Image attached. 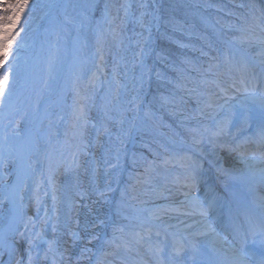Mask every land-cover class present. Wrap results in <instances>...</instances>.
I'll return each instance as SVG.
<instances>
[{"label":"snow or ice","instance_id":"obj_1","mask_svg":"<svg viewBox=\"0 0 264 264\" xmlns=\"http://www.w3.org/2000/svg\"><path fill=\"white\" fill-rule=\"evenodd\" d=\"M182 7L0 0V264H264V0Z\"/></svg>","mask_w":264,"mask_h":264},{"label":"rangeland","instance_id":"obj_2","mask_svg":"<svg viewBox=\"0 0 264 264\" xmlns=\"http://www.w3.org/2000/svg\"><path fill=\"white\" fill-rule=\"evenodd\" d=\"M207 2H209V0H158V3L161 4L162 9L166 11L167 13H171L173 15H175L178 19H185V11L186 9L184 7H182V5H186V4H200V5H204ZM210 2L214 3V4H219V5H223L225 12L227 11H235L237 14L241 11H243L242 9H238L235 8L236 4H239L241 2H243V0H210ZM200 11L210 17V18H217V17H223L224 19H234V17H226L224 12H217V10L215 8H209V9H204L201 8ZM211 33L209 32V35ZM193 43L196 44L198 47L200 45V41L197 40H193ZM188 55H190L191 57L198 58L199 57V52L197 51H188ZM203 59V58H201ZM165 121L166 123L172 125L173 128H176L177 126V120L176 118L173 117H169V116H165ZM162 131L167 132L169 131L168 129H163ZM147 154V152H146ZM230 161V160H229ZM164 201H157V203H163Z\"/></svg>","mask_w":264,"mask_h":264},{"label":"bare ground","instance_id":"obj_3","mask_svg":"<svg viewBox=\"0 0 264 264\" xmlns=\"http://www.w3.org/2000/svg\"><path fill=\"white\" fill-rule=\"evenodd\" d=\"M229 160H230V158H229ZM230 162V161H229ZM177 199H178V197H176Z\"/></svg>","mask_w":264,"mask_h":264}]
</instances>
